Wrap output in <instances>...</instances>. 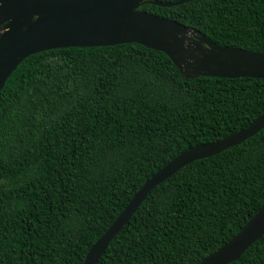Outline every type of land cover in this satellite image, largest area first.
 Returning <instances> with one entry per match:
<instances>
[{"label":"trees","instance_id":"obj_1","mask_svg":"<svg viewBox=\"0 0 264 264\" xmlns=\"http://www.w3.org/2000/svg\"><path fill=\"white\" fill-rule=\"evenodd\" d=\"M142 9L264 52V0ZM263 112V78H184L139 43L30 55L0 92V264H83L168 161ZM263 205L264 128L152 189L97 264H197ZM229 264H264V235Z\"/></svg>","mask_w":264,"mask_h":264},{"label":"water","instance_id":"obj_2","mask_svg":"<svg viewBox=\"0 0 264 264\" xmlns=\"http://www.w3.org/2000/svg\"><path fill=\"white\" fill-rule=\"evenodd\" d=\"M191 0H0V92L30 55L69 47L139 43L163 51L184 78L214 76L264 79V52L216 43L199 30L142 9L145 3L171 7ZM264 128V112L225 138L192 147L147 180L111 227L91 246L83 264H97L111 241L148 194L187 164L238 145ZM264 235V205L219 249L197 264H229Z\"/></svg>","mask_w":264,"mask_h":264}]
</instances>
